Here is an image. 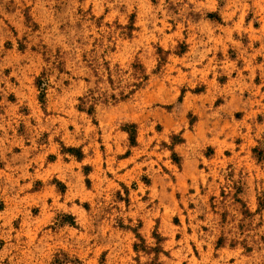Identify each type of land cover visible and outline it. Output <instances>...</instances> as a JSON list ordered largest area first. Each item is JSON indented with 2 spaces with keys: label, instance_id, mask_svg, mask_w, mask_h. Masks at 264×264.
<instances>
[{
  "label": "rangeland",
  "instance_id": "obj_1",
  "mask_svg": "<svg viewBox=\"0 0 264 264\" xmlns=\"http://www.w3.org/2000/svg\"><path fill=\"white\" fill-rule=\"evenodd\" d=\"M0 264H264V0H0Z\"/></svg>",
  "mask_w": 264,
  "mask_h": 264
},
{
  "label": "trees",
  "instance_id": "obj_2",
  "mask_svg": "<svg viewBox=\"0 0 264 264\" xmlns=\"http://www.w3.org/2000/svg\"><path fill=\"white\" fill-rule=\"evenodd\" d=\"M129 134H130V140H133V139H132V137H133V136H132V132H130ZM66 150H67L68 152H70V153H74V152L76 151V150L73 149V148H68V149H66Z\"/></svg>",
  "mask_w": 264,
  "mask_h": 264
}]
</instances>
